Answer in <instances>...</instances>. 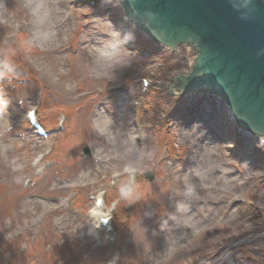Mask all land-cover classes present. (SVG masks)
I'll return each instance as SVG.
<instances>
[{"label": "rangeland", "instance_id": "374dc122", "mask_svg": "<svg viewBox=\"0 0 264 264\" xmlns=\"http://www.w3.org/2000/svg\"><path fill=\"white\" fill-rule=\"evenodd\" d=\"M114 4L0 0V264H264V137L214 94H168L191 48L151 43ZM115 47L132 60L110 78ZM95 110L110 119L108 173Z\"/></svg>", "mask_w": 264, "mask_h": 264}, {"label": "water", "instance_id": "95a60500", "mask_svg": "<svg viewBox=\"0 0 264 264\" xmlns=\"http://www.w3.org/2000/svg\"><path fill=\"white\" fill-rule=\"evenodd\" d=\"M114 6L151 43L168 45L169 52L192 47L190 71L172 75L168 94L217 95L239 128L264 136V55H258L264 0H119Z\"/></svg>", "mask_w": 264, "mask_h": 264}, {"label": "clouds", "instance_id": "9594fccd", "mask_svg": "<svg viewBox=\"0 0 264 264\" xmlns=\"http://www.w3.org/2000/svg\"><path fill=\"white\" fill-rule=\"evenodd\" d=\"M105 25H107L109 27V31H107L106 33L113 39V40H117V38L119 37V32L116 31L111 23V21H102ZM113 56H116V57H120V59H117L116 60V63L114 64V71H113V74L110 76V78H114V75H115V69H119V68H122L126 65H128L131 60H132V53L130 50L124 48V47H115L113 48V50L109 53ZM258 55H264V50H260L258 52ZM7 66V65H6ZM109 124H110V119L105 117L103 120H98V121H95L93 123V128L95 129V131L101 135V136H106L108 137L109 139H111V136H112V133L111 131L109 130ZM130 140H133L135 139L134 136H130L129 137ZM128 171H135L137 169L135 168H128L127 169ZM194 175H199V172L198 170H196L194 172ZM184 183L185 185L187 186L186 187V191L191 193L193 188L192 186L189 184L188 182V179L187 177L185 178L184 180ZM132 189L127 186L126 184L124 186H122L120 188V194L122 197H128L129 196V193Z\"/></svg>", "mask_w": 264, "mask_h": 264}, {"label": "bare ground", "instance_id": "6f19581e", "mask_svg": "<svg viewBox=\"0 0 264 264\" xmlns=\"http://www.w3.org/2000/svg\"><path fill=\"white\" fill-rule=\"evenodd\" d=\"M95 63H96V61H95ZM101 63V62H100ZM100 63H98V65L100 64ZM103 63V62H102ZM103 65H104V63H103ZM101 68H105L106 70H108L107 68H106V66L104 65L103 67H99V69H101ZM187 72V70L186 71H180V72H178V73H186ZM94 116H95V120L96 121H98V120H103V114L101 113V112H99L98 110H95L94 111ZM97 133V132H96ZM98 134V133H97ZM125 135H124V137H126V139H127V136H128V134H127V132L126 133H124ZM99 135V134H98ZM99 136H101V135H99ZM264 136H262V138H263ZM104 139V140H103ZM264 139V138H263ZM100 142H101V146H102V151L101 152H99L100 151V149H99V151H98V153L100 154V157H99V154H96V159L97 158H99L101 161H100V163H98V165H99V169L97 170V172L98 171H100V172H102V173H108V172H110L112 169H110V171H108L109 169L106 167L107 165V163L108 162H110L111 160H112V157L110 156V154L111 155H113L111 152H112V150H113V147H112V144H111V141L106 137V136H101V140H100ZM194 143H195V145L197 144L195 141H193ZM102 153H105V155L102 157L101 156V154ZM102 158V159H101ZM97 162H98V160H97ZM100 196H102L103 197V195H100ZM103 204H104V201H103ZM102 211H103V208L102 207H100V208H97V207H95L94 206V208H92L91 209V211H90V215H91V217H96L98 220H99V218L101 217V214H102ZM98 228V227H97ZM96 228V229H97ZM169 230H167V232H168ZM164 232H165V230H164ZM166 232V233H167ZM228 249H226V251H227ZM224 251H225V248H224ZM227 253V252H226ZM110 264H116V263H114V261H112V262H110ZM204 264H213V263H204Z\"/></svg>", "mask_w": 264, "mask_h": 264}, {"label": "snow or ice", "instance_id": "6c2138e0", "mask_svg": "<svg viewBox=\"0 0 264 264\" xmlns=\"http://www.w3.org/2000/svg\"><path fill=\"white\" fill-rule=\"evenodd\" d=\"M32 115V114H31Z\"/></svg>", "mask_w": 264, "mask_h": 264}]
</instances>
